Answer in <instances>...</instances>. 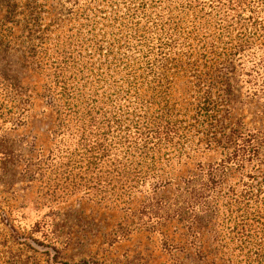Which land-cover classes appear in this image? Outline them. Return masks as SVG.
I'll list each match as a JSON object with an SVG mask.
<instances>
[{
    "label": "rangeland",
    "instance_id": "374dc122",
    "mask_svg": "<svg viewBox=\"0 0 264 264\" xmlns=\"http://www.w3.org/2000/svg\"><path fill=\"white\" fill-rule=\"evenodd\" d=\"M110 11L107 0H0V264H264V70L254 66L260 52L237 60L228 113L257 147L252 160L230 161L223 141L206 136L203 117L190 126L197 122L189 104L192 68L204 72V61L191 65V56L183 70L167 71L166 95L186 125L184 145L128 156L141 175H160L167 184L149 179L129 190L114 180L106 192L41 198L49 170L41 164L44 175H32L27 162L49 157L61 172L63 151L76 141L53 138L55 112L41 93L48 84L59 88L53 73L64 60L59 79L69 87L105 86ZM8 80L16 95L6 90ZM10 110L22 117L15 129L4 121ZM121 156L110 169L118 171ZM3 217L15 231L5 229Z\"/></svg>",
    "mask_w": 264,
    "mask_h": 264
},
{
    "label": "trees",
    "instance_id": "16d2710c",
    "mask_svg": "<svg viewBox=\"0 0 264 264\" xmlns=\"http://www.w3.org/2000/svg\"><path fill=\"white\" fill-rule=\"evenodd\" d=\"M108 2L113 23L104 39V60L111 68L105 86L90 91L69 87L68 81L59 79L67 68L64 60L65 65L53 73L59 88L48 84L41 93L55 112L53 138L60 134L76 138L75 146L63 151L61 172L55 171L49 157L27 162V171L32 175H44L38 171L41 164L49 170L41 198L55 201L79 189L87 194L98 188L106 192L114 180L129 190H139L149 179L155 187L167 184L160 175H141L137 162L129 161L128 156H148L184 145L186 125L176 118L166 95L167 71L183 70L191 56H196L191 65L204 61L205 76L192 68L197 78L189 104L194 106L197 122L190 126L197 128L203 117L208 127L206 136L223 141L230 161L252 160L257 147L231 124L228 113L235 100L233 75L237 60L260 52L254 66L264 70V0ZM99 42L97 49L102 54L104 47ZM10 80L6 90L16 95V85ZM21 120L20 112L10 110L4 121L15 129ZM117 155H122L118 171L110 169L116 166ZM2 222L7 231H15L8 218L3 217Z\"/></svg>",
    "mask_w": 264,
    "mask_h": 264
}]
</instances>
